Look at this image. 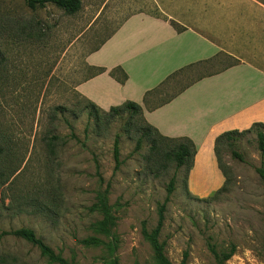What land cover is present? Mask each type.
Listing matches in <instances>:
<instances>
[{"label":"rangeland","instance_id":"374dc122","mask_svg":"<svg viewBox=\"0 0 264 264\" xmlns=\"http://www.w3.org/2000/svg\"><path fill=\"white\" fill-rule=\"evenodd\" d=\"M82 1L68 15L54 5L32 10L23 0H0V233L32 229L66 264H158L149 236L174 179L159 235L172 264L186 253L187 264H215L212 250L231 246L226 264H264V183L257 173L264 156L256 133L219 146V192L193 194L188 165L177 168L163 155L172 143L158 154L151 148L156 135L143 137L139 117L94 113L76 92L93 73L87 55L120 22L113 8ZM106 191L110 221L101 227ZM0 257L59 264L13 236L0 240Z\"/></svg>","mask_w":264,"mask_h":264},{"label":"crops","instance_id":"0c3cea01","mask_svg":"<svg viewBox=\"0 0 264 264\" xmlns=\"http://www.w3.org/2000/svg\"><path fill=\"white\" fill-rule=\"evenodd\" d=\"M92 1L120 22L86 57L105 72L78 82L76 92L104 111L137 103L161 135L193 141L190 191H218L225 177L216 139L264 124V0ZM115 68L124 83L111 76Z\"/></svg>","mask_w":264,"mask_h":264},{"label":"trees","instance_id":"16d2710c","mask_svg":"<svg viewBox=\"0 0 264 264\" xmlns=\"http://www.w3.org/2000/svg\"><path fill=\"white\" fill-rule=\"evenodd\" d=\"M27 7H29L32 10L36 9H44L48 5H54L60 10H63L68 15L76 14L80 11L82 3L81 0H23ZM172 25L178 30L181 31L182 28L177 25L176 23L172 22ZM93 73L90 77L96 76L98 74H101L105 72L104 68H96V67H89ZM111 76L116 78L119 82L124 83L127 80V75L121 68H115L111 71ZM87 101V100H86ZM92 109H94V113H99L98 111L100 108H98L93 103L89 102ZM92 114V112H90ZM122 113H127L131 119H134L135 117H139L143 123L147 126V130L144 132L143 137L144 138H150L151 134L156 135V139L153 138L152 141V149L157 151L158 154L159 151L162 150L163 145L166 144V142L172 143L174 146L170 148L167 151H163V155L167 157L168 159L172 160L176 163L177 168H181L183 166L188 165L189 170L194 165V157L196 155L197 149L193 141H191L188 138H168L163 135H161L157 129L152 127L150 124L146 122V120L143 117L142 108L140 105L134 102H126L125 104L119 106V107H113L110 109L109 114L113 115H121ZM151 131L153 133H151ZM249 132H255L258 139V147L259 150L264 156V124L262 123H255L252 125V127L245 131H229L222 135H220L216 141H215V154L218 160L219 167L221 169V163H220V154H219V146L225 142L231 141L234 139V136L249 133ZM141 145V140L138 142L137 148H139ZM2 148L0 149L1 154ZM50 152L53 154L52 146L50 145ZM113 154L115 159V170H118L121 161H120V147H119V138L116 137L114 142V148H113ZM161 155V154H160ZM234 157L239 159L240 161L244 162L243 156L238 153L237 151H233ZM257 173L259 174L261 180L264 183V166L262 165L260 168H257ZM14 174V173H13ZM13 174H10L9 177ZM5 173H1L0 176H4ZM174 185L175 181L174 179H171L168 189H167V197L162 204L160 210H159V218L156 229L150 234L149 239L153 245L154 251H155V259L158 262V264H172L168 258L165 256L164 253V246L159 241V235L161 233V230L164 225V213L166 210L167 203L170 200V196L174 192ZM219 192V191H218ZM100 206L104 212V220L99 224L101 227H104L107 223L110 221V214L108 210L107 205V191L104 193V195L100 199ZM6 236H13L19 239H22L29 244H31L33 247L37 248L40 251V254L48 259L50 262L59 263V264H66L63 258H61L56 252L47 245L37 234L34 230L29 228H20L16 230H10V231H2L0 233V240L3 239ZM236 248L234 246H231L229 249H225L222 251H217L215 249L212 250L215 258V264H226L232 256L235 254ZM263 257H264V246H263ZM187 253L184 255V258L181 262V264H187ZM15 260V259H13ZM8 258L6 257H0V264H11L9 263Z\"/></svg>","mask_w":264,"mask_h":264}]
</instances>
